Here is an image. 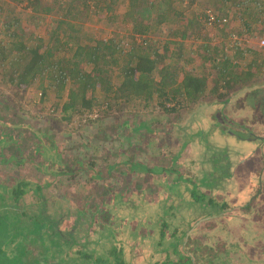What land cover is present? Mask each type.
Wrapping results in <instances>:
<instances>
[{
    "label": "trees",
    "instance_id": "16d2710c",
    "mask_svg": "<svg viewBox=\"0 0 264 264\" xmlns=\"http://www.w3.org/2000/svg\"><path fill=\"white\" fill-rule=\"evenodd\" d=\"M11 1L17 3V6L21 5L20 9L24 13L18 12L14 16L6 15L5 22H1L2 25L0 23V32L6 33L9 38L7 44L0 41L1 82L15 86L21 91V89L32 87L38 81L42 84V80H45L44 77L49 74L47 76H52L55 86H60L65 81L67 84L74 85L75 88H71L68 98L62 106L65 113L69 112V118L66 117L67 120L74 115H89L97 107L101 108L95 104L97 99L95 92L100 91L106 92L110 96L109 99L112 96L111 100H113L112 104L110 100L101 105L103 106V109L100 110L101 115H105V113L111 115L113 108L119 107L118 110L120 111L122 107L133 105V103L147 109L152 106L155 99H158V104L153 107V110H161L167 115L177 114L179 111L187 109L193 111L187 123L178 128L179 131H186L181 136L184 138V142L180 151L174 155L167 166L157 162L146 166L140 162L126 160L122 163L111 164L108 166L109 168L103 171L102 169L96 170L92 162L85 163L82 160H76L72 163H66L62 161V154L57 146L48 147L47 138L49 139V135L34 132L36 137L34 139L37 141L33 142L38 145L36 153L38 156H44L47 163L46 165L38 161H31V163L39 167L43 173L48 174L50 179L44 178L43 181H35L26 177H13L9 184L0 183V203L5 205L3 210H10L7 213L14 216L12 222L9 223H4L2 217L0 218V264H9L11 257L14 264H20V260L22 264H50L59 253L63 254V257L57 264H133L134 260L124 256V253L126 251L127 254L129 252L134 253L132 254L133 257L140 247L146 249V246H141L142 243H145L142 240L151 241L154 245L152 250L160 248L161 240H163L169 224L164 222L162 226H159L160 221L156 217V213L161 214V212H156V209L161 204L160 199H157L158 201L154 206H149L150 212L146 211L143 203L155 201V199L150 198L144 200L147 189L132 192L133 196L131 195L127 199L118 192L108 191L105 199L101 202V206H105V204L118 206L123 202L125 204L132 203L133 208H135L133 210L142 209L141 211L147 213H136L133 219V221L136 220V224L131 226L132 231H129L136 236L138 235L139 237L134 238L140 239L141 243L136 240L131 241V236L118 239L120 232L117 233V230H112L106 243L107 250H100L106 254L96 256L94 255L96 248L92 250L87 245V243H93L89 237L85 240L82 239L87 243L81 242L82 240L77 241L76 233L82 230L86 224L90 228L93 227L96 218H100L102 211L100 213L97 211L102 210L101 206L94 203L91 208L86 206L79 208L76 205L68 207L62 202L67 196L61 195L59 192L47 193L46 191L51 184H55L61 177L73 178L83 172L89 174L91 179L96 182L100 179H106L105 177L109 175V172L117 166L128 167V171L124 173L127 176L138 170L146 172L151 177L163 174L164 179L155 180L154 183L166 186V188L169 186V189L167 188L162 192L158 190L156 193L159 198L165 195L167 198L165 200H168L164 202L165 204L173 203L171 210L174 208L173 205H177L179 202L172 190L176 186L180 189L183 185L186 186V196L183 201L190 202L191 208L198 206L199 209L204 208L203 210H205L204 205H210L215 208L217 216L222 215L227 208V203L217 201L213 195L214 191L228 187L234 188L235 186V182L231 180L233 175L231 170L235 166L234 157H230L228 154L227 141H232L234 133L239 140L249 142L256 139L258 141L257 133L250 128L254 122L241 124L242 121H240L245 112L241 110L242 103H244L241 96L251 91L252 88L256 89V87L248 84L255 77V60L250 64L249 71L241 74L224 66L228 63L227 61L231 63L230 50L236 48L230 47L229 37L235 32L240 36H246V38L249 36L253 38L264 37V0L234 1L237 8L243 12L241 18L244 25L243 31L231 28L236 19H233L228 12H222L223 8L212 5L196 8L199 6L196 3L198 0H127L129 8L122 16L115 14V6L118 0ZM8 4L9 2L6 0H0V11H3V7L8 6ZM99 6L106 11L105 19L107 21L113 22L120 16L121 20L131 22L133 24L132 31L138 36L137 42H132L131 47L127 48L121 47L118 38L103 40L93 39L89 36L83 38L81 24L78 26L75 22L81 19L88 21L89 18L96 17L97 14L93 13V10ZM209 10L214 11L220 20L227 19V22L223 23L221 27L217 25L214 28L220 34L214 35L218 39L214 37L216 41L213 44H211L212 38L209 37L204 43H200L199 48L212 53L214 58L216 53L221 54L222 64L210 60L212 57L208 54L206 57L204 54L202 55L206 64L209 63V68L215 67V72L218 70L220 72L217 74L218 76L211 79L209 75L204 76L196 73V70L191 67L179 80L175 77L177 73L175 63L177 62L172 58L176 52L175 49H181L178 46L181 44L177 42L176 37L183 40L198 39L200 31L206 28L207 23H209L206 13ZM249 16H251V20L247 19ZM176 18H178L179 23L182 22V27L185 26L191 30L190 32L181 29L169 31V38L165 41L167 44L162 46L164 49L163 52H160V46L157 47L155 45L157 43L150 37L148 38V35L157 30L158 26L176 23ZM19 21L25 26L37 24L39 29H44V34H40L36 38V42L29 45L27 43L29 38L26 39L28 35L25 30L23 28L14 30L15 26L16 28L19 26ZM229 27L231 31H227ZM21 32L26 34L25 41L22 40ZM31 34L33 33L29 35L30 41L33 39ZM79 38L83 39L79 41ZM10 51L11 53L16 52L17 56L10 59ZM236 51L235 58L245 57L248 52L257 55L260 50H253L245 44H241L237 45ZM260 53L264 55V52ZM239 59L241 58L236 60ZM212 63L221 67L218 69L217 66H212ZM108 64L119 68V81H121L117 87L112 84V75L107 70ZM81 88L82 90L78 91ZM258 91L259 94H263L264 87H260ZM217 109L220 114L221 110L226 109L225 113L228 112L232 117L229 118L221 114V117L216 118L214 110ZM253 111L256 112L249 110L250 115L246 119L253 117ZM228 114L226 115L228 116ZM139 120L141 122L136 127L126 122L123 123L128 130L123 137L124 141H131L130 134L136 130L146 129L148 133H153L150 128L151 119L142 117ZM85 122L90 123L94 120L88 119ZM178 124L175 122L172 127H178ZM14 126L18 128V125ZM236 127L244 129L243 134L249 136L247 141L246 137L239 131L236 134ZM197 139L202 141L201 143L204 145L201 151V161L191 160L179 163L187 144ZM215 141L223 142L224 146L219 148ZM12 142L14 139L11 132L0 133V164L25 162V159L22 158L23 155L10 156L5 159L4 150ZM229 161H232L233 164L232 162L229 164ZM185 164L193 167L199 166V170L191 175L182 173L180 168ZM74 211L76 212L74 213ZM143 214L150 217L148 219L149 225L137 221L142 218ZM208 219L213 220L212 217ZM71 221L72 223H70ZM120 223L124 224L120 221L118 225ZM139 227L146 228V230H140ZM145 234H147V238H144ZM75 243L80 244L81 248L76 247ZM11 249H14L13 256L12 254L9 256ZM73 251H76V254ZM56 252L58 253L56 254ZM160 259L157 257L155 260L160 264ZM35 260L37 262L34 263Z\"/></svg>",
    "mask_w": 264,
    "mask_h": 264
},
{
    "label": "rangeland",
    "instance_id": "374dc122",
    "mask_svg": "<svg viewBox=\"0 0 264 264\" xmlns=\"http://www.w3.org/2000/svg\"><path fill=\"white\" fill-rule=\"evenodd\" d=\"M6 1L9 2V4L8 6L3 7V11H0V23L5 22L6 15L14 16L18 14V12L24 13V11L20 9L22 7L21 5L17 6V3L14 1L12 2L11 0ZM46 1L49 2L50 0ZM234 1L236 2L240 0H198L196 3H198L197 5L199 6L196 8H202L205 5L223 8L222 12H228L233 19H236V21H234L235 24L231 25V28L237 31H243L244 25L241 20L243 12L237 8V5L234 4ZM16 6L18 7L17 9ZM120 7L121 8L118 10V15L121 16L126 12L127 4L124 3L120 5ZM93 11V13H96L97 16L92 18V21L90 20L91 18H89L88 21L87 19H81L75 22V24L78 26L81 24V35L83 38L85 36H89L97 40L118 38L121 47L127 48L131 47L132 42H137L136 39H138V37L137 34L132 31L133 24H131V22H125L124 20H121L120 16L119 19L117 17L115 20H113V22L107 21L105 19L106 11H104L101 6L95 7ZM250 17L251 16H249L247 19L251 20ZM177 19L178 18H176V23L174 22L168 25L165 30L158 26L159 28L154 30L151 35H148V38L151 36L150 38L157 43L155 45H157V47H162L163 45L167 44L165 41H167L168 38L164 37L169 35V31H177L181 29L190 32L191 29H187L185 26L182 27V22L179 23ZM3 23H1V25ZM19 28H23L25 33L28 35L26 39L29 38V42H27L29 45L34 44L36 42V38H38L40 34H44V29H39L35 23L33 25L27 24L25 26L22 24V22H20L19 26H17V28L15 26L14 30L16 31ZM231 28L229 27L227 31H231ZM30 33H33L31 34L33 35V39L31 41L29 36ZM21 34L22 40L25 41L26 34L23 32H21ZM218 34L220 33L215 31V29L206 27L200 31L198 39L189 38L187 40L188 42L186 43L187 46L181 50L175 49L176 52L172 55V58L175 62H177L176 64H178L176 66L177 73L175 74V77L181 80L184 76V73L189 71L191 67L196 70V73L202 74L204 76L209 75L211 79L215 76H218L217 74L220 71L218 70V72H215V67L209 68V63L206 64L204 56L206 57L207 54L210 55L212 57L210 60L212 59L213 62L217 61L218 64L222 62L221 54L216 53L214 58L212 53H208V51L205 49L200 50L199 48V45H201L200 43H204L209 37L212 38L211 44H213L214 41H216L214 37L218 39V37L214 35ZM83 38H79V41ZM8 40L9 38L7 34L0 32L1 43L7 44ZM43 44L45 45V43ZM209 45L210 44L208 43V46ZM234 51H236V49H234ZM234 51L232 50L231 54H236ZM203 54L204 56H202ZM257 55L252 54L243 57L241 60H237L236 64H231L229 61H227L228 63H226L224 66H227L233 70L241 68L243 70L240 71L243 73L247 71L244 69L249 65V63H252L251 61H264L263 53H258ZM16 56V52L11 53L10 51V59L12 57L15 58ZM256 58L258 59L256 60ZM214 65L215 64L212 63V66ZM219 67L221 66H217L218 69ZM255 67V77L248 84L256 87V89L254 90L252 88L251 91H248L241 96L244 99L241 110L245 112L243 116H239L242 118L240 119V121H242L241 124L246 122H254L252 125H250V128L253 132L257 133L258 141H256V139L249 142L239 140L237 136H235V133L234 137L231 139L232 141H227L229 148L228 154L230 157H234L233 161L235 166L231 170V174H233V179L231 178V180L235 182V186L234 188L228 187L221 190L217 189L213 194L217 201L220 200L226 203L228 202L231 205L235 202L244 204L252 200H254L256 203L258 202V148L264 150V93L259 94L258 89L260 90V87L262 88L264 85V64L261 66L255 65ZM118 69V66H112L110 64L107 65V70L112 75V84L116 87L121 81H119L120 73ZM47 75L44 77L45 80H42V84L40 81H38L36 84H33L32 87L21 89V91L15 86L0 81V133L11 132L14 139V142L8 144L4 150L5 159L10 156L18 155H23L22 158L25 159V162L21 164H17L15 162H10L9 164H0V183L3 182L9 184L11 183L10 181L13 177H26L29 180L32 179L35 181H43L44 178L50 179L48 174L43 173L39 167L31 163V161H38L42 164L44 163V165L47 163L44 159V156H38L36 153L38 145L34 144L33 142L37 141L34 139V132L49 135V139L47 138V141H49L48 147L51 148L52 146H57L62 154L61 159L63 162L72 163L76 160H82L85 163L92 162L96 170L102 169L103 171L109 168L108 166L111 164L113 165L115 163H122L126 160L140 162L146 166H149L155 162L160 165L167 166L174 155L182 148L184 138H181V136H183L186 131H179L178 128L185 125L190 119L193 111L192 109L181 110L177 114L175 113L173 115H167L161 110H153V107L158 104V99H155L152 103V106L148 107L147 109H143L133 103V105L122 107L120 111L118 110L120 109L119 107L113 108V113L111 115H106V113L105 115H101L100 110L101 108L103 109V106L101 105L103 103H108L112 96L109 99L110 96H108L106 92L100 91L95 92L97 97L95 104H98L101 108L97 107L89 115H74L71 117V119L67 120V118H69V112L65 113L62 106L67 100L71 88H75V86L72 84H67L66 81L61 83L60 86H55L56 84L52 76ZM81 90L82 88L78 91ZM112 102L113 100H111V104ZM255 107L257 108L254 109ZM249 110H255L256 112H252L255 115L252 114L253 117L251 119H246L250 115ZM221 111L223 116L225 115L229 118L232 117L228 114V112L225 113L226 109ZM215 112L216 118L221 117L218 109L214 110V113ZM226 114H228V116ZM142 117H148L151 119L150 128L153 130V133H148L146 129L136 130L130 134L131 141H124L123 137L126 135L128 130L123 125V123L126 122L136 127L138 124H140L141 121L139 119H142ZM88 119H93L94 122L86 123L85 121ZM172 122H178V127H172ZM14 125H18V128H15ZM236 129V134L237 131H239L246 137V141L249 139L247 134H243L244 129L242 130L241 128L237 127ZM216 139L219 140L218 138ZM220 140L223 141L222 139ZM201 142L202 141L197 139L196 141H191L188 143L185 150L182 152L179 163H183L185 161L189 162L191 160H198L200 162L201 151L204 148V145ZM215 143L216 145L218 144L219 148L224 146L223 142L218 143V141H215ZM231 162L232 161H229V164H231ZM128 169V167L117 166L115 169L109 172V175L105 177L106 179H100L97 182L92 180L90 175L85 172L80 173L73 178L61 177V179L57 180L55 184H51L46 192H59L61 195L67 196L65 200H62L65 206L70 207L76 205L79 208L84 206L91 208L94 206V203H97L101 206V202L103 199H105L108 191L118 192L123 196V198L127 199L130 198L132 192L135 193L139 189H147V194H145L144 200H146V198H150L153 200L155 199V201L146 203L143 201L146 211L150 212L151 209L149 206H154L158 201L157 199H160L161 204L156 209V212L160 211L161 214L159 212L156 213V217L158 220L160 218L165 219L166 224L171 225L184 223L185 220L190 223V221L194 220L196 217L195 214L200 215L201 213H206V210L199 209L198 206L195 207V209H191L189 204L190 202L187 203L186 201H183L186 196V186L183 185H181L180 189L176 186L172 190L174 195L178 197L176 199L179 200V202L177 205H173L174 208L171 210V204L173 203L165 204L164 202L168 201L165 200L167 199L165 195L159 198L156 193L158 190L162 192L167 188L169 189V186L166 188V186L154 183L155 180L164 179L163 174L154 175L151 177L146 172L138 170L127 176L124 173L125 171H128ZM180 170L182 173H189L191 175L192 173H197L199 166L193 167L189 164H185V166H182ZM3 208H5V205L0 203V218L2 217V221L4 223L12 222L14 216L7 213L8 209L3 210ZM101 208L102 210L97 211L99 213L102 211L100 213V218H96L93 227L90 228L86 224L84 227H82L83 229L75 235L77 241H81L82 239L85 240L87 237H89L93 243L88 244L83 240L81 242L87 243V245H89L90 249L92 250L93 248H96L94 251V255L96 256H104L106 254L104 251L100 250H107L106 243L112 230H117V233L120 232L118 239H124L131 236V241L136 240L135 238L139 236H136L133 234V232H128L132 230L131 226L136 224V220L133 221L134 215L136 213L145 212L141 211L142 209H137L138 211L133 210L135 208H133L132 203L125 204L124 202L118 206L105 204V206L102 205ZM75 212L76 211H74V213ZM146 214H143L141 216L142 218L137 221L149 225L150 222L148 219L150 217ZM173 214H175V217ZM120 221L124 224L122 225L120 223L118 225V222ZM70 223H72V221ZM139 229L141 230L143 228L139 227ZM143 230L145 231L146 228ZM144 238H147V234L144 235ZM142 241L145 242L142 244L143 246H146V249L140 248L136 250V255H133L134 258L132 257V254L134 253L129 252L127 254V251L124 253V256L130 258V260H134L133 264H159L155 259L160 256V249L158 248L156 250H152L154 245L151 241L147 239ZM75 245L76 247L81 246L78 243H75ZM76 247L73 246L74 249H76ZM9 252H11L9 253L10 256L12 253H14V249L9 250ZM75 252L76 251H73L74 254H76ZM57 253L58 252H56V254ZM61 257H63V254H57L56 258H53L50 264H57V262H60ZM35 262L37 261L35 260L34 263ZM12 263L14 264L11 257L9 259V264ZM20 264H22L21 260Z\"/></svg>",
    "mask_w": 264,
    "mask_h": 264
},
{
    "label": "crops",
    "instance_id": "0c3cea01",
    "mask_svg": "<svg viewBox=\"0 0 264 264\" xmlns=\"http://www.w3.org/2000/svg\"><path fill=\"white\" fill-rule=\"evenodd\" d=\"M124 3L127 4L126 11L128 10L129 2L118 0L115 6L116 15L119 14L120 5ZM160 27L165 30L168 25L164 24ZM164 38L169 37L166 35ZM176 40L180 42L181 45L178 46L181 49L187 46V40L181 38ZM163 49L160 47V52H163ZM232 50L229 58L232 64H236L237 60L235 54H231ZM234 52L237 54V51ZM252 54L248 52L247 56ZM240 58L242 59L243 56ZM262 64H264L263 60L254 63L256 66ZM249 68L250 63L244 70L249 71ZM235 70L241 74L240 70L243 69ZM257 194V203L254 200L244 204L235 202L232 205L227 202V208L220 216H217L215 208L204 205L206 213L200 215L193 213L196 217L190 223L185 220L181 224H169L159 248L160 264H264V150L260 148H258ZM192 208L195 209L193 206ZM210 217L213 220L208 219ZM159 221V226L166 222L161 218ZM136 241L141 243L140 239Z\"/></svg>",
    "mask_w": 264,
    "mask_h": 264
},
{
    "label": "built area",
    "instance_id": "2783aa9c",
    "mask_svg": "<svg viewBox=\"0 0 264 264\" xmlns=\"http://www.w3.org/2000/svg\"><path fill=\"white\" fill-rule=\"evenodd\" d=\"M208 15V22L207 23V28H215L217 25L220 27L223 26V23L227 22V19H222L218 18L217 14L212 11H206ZM230 40V47H236L235 49L237 50V45L245 44V46H248L249 48H252L253 50H260L258 52H264V37L263 38H256V37H247L243 35H238L235 33L231 34L229 37Z\"/></svg>",
    "mask_w": 264,
    "mask_h": 264
}]
</instances>
